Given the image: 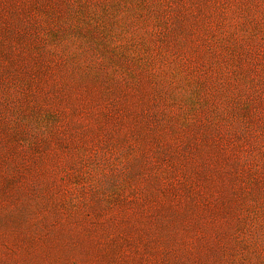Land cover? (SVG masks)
Instances as JSON below:
<instances>
[{
    "label": "rangeland",
    "instance_id": "1",
    "mask_svg": "<svg viewBox=\"0 0 264 264\" xmlns=\"http://www.w3.org/2000/svg\"><path fill=\"white\" fill-rule=\"evenodd\" d=\"M0 264H264V0H0Z\"/></svg>",
    "mask_w": 264,
    "mask_h": 264
}]
</instances>
